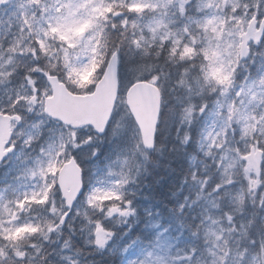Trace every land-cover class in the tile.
Segmentation results:
<instances>
[{"label":"snow or ice","instance_id":"1","mask_svg":"<svg viewBox=\"0 0 264 264\" xmlns=\"http://www.w3.org/2000/svg\"><path fill=\"white\" fill-rule=\"evenodd\" d=\"M0 264H264V0H0Z\"/></svg>","mask_w":264,"mask_h":264}]
</instances>
